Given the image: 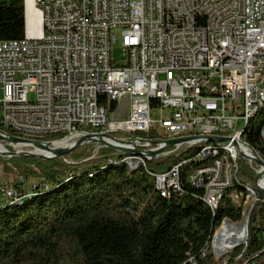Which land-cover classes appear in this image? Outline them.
<instances>
[{
  "label": "built area",
  "instance_id": "built-area-1",
  "mask_svg": "<svg viewBox=\"0 0 264 264\" xmlns=\"http://www.w3.org/2000/svg\"><path fill=\"white\" fill-rule=\"evenodd\" d=\"M31 1L40 14V37L0 39L2 127L19 138L55 145L92 133L134 137L153 131L159 146L190 139L154 158L181 155L177 162L215 152L216 142L205 137L222 138L226 141L217 143L230 147L239 167L244 162L240 172L260 170L242 152L239 125L264 95V0ZM166 10H174V17H166ZM115 47L118 59L111 58ZM51 136L59 138L43 141ZM119 138L151 150L149 140ZM114 159L131 162L135 170L148 164L125 154ZM174 169L175 163L149 173L168 199L182 194L171 184ZM187 175L200 191L203 181H210L209 196L198 201L212 213L228 173L217 164ZM19 179V185H0L1 206L25 195V180ZM44 187L40 183L32 191ZM233 194L235 203L243 202L244 196ZM262 202L257 194V206ZM233 222L226 217L212 229L205 254L217 264L247 252L249 226L243 241H233L227 237ZM187 262L195 263L194 257Z\"/></svg>",
  "mask_w": 264,
  "mask_h": 264
},
{
  "label": "trees",
  "instance_id": "trees-1",
  "mask_svg": "<svg viewBox=\"0 0 264 264\" xmlns=\"http://www.w3.org/2000/svg\"><path fill=\"white\" fill-rule=\"evenodd\" d=\"M24 4L25 0L0 2V39L25 37ZM115 106L110 104L112 111ZM263 112L264 104L247 123L243 139L264 162V126L250 127ZM0 131L19 137L1 125ZM113 136L158 139L153 131ZM93 149L89 145L55 161L0 155L5 176L47 184L19 203L0 205V264H217L205 254L212 229L224 224L226 217L234 219L227 231L242 221L243 202L235 203L233 193L245 196L243 186L253 189L255 173L239 169L233 186L222 193L211 213L198 201L202 192L184 179L189 167L183 171L182 194L168 199L156 189L149 173L168 170L181 155L156 158L145 168L131 170L114 159L122 154L99 147L92 158ZM248 226L247 252L228 264H241L246 257L253 264H264V202L254 203ZM188 256L195 263H188Z\"/></svg>",
  "mask_w": 264,
  "mask_h": 264
},
{
  "label": "water",
  "instance_id": "water-1",
  "mask_svg": "<svg viewBox=\"0 0 264 264\" xmlns=\"http://www.w3.org/2000/svg\"><path fill=\"white\" fill-rule=\"evenodd\" d=\"M194 139V138H191ZM190 139H180L163 142V146H159V142H149L151 150H141L143 146L137 145L134 141H128L115 137L110 134L92 133L85 134L70 143L67 146L55 145L54 143H43L36 140H27L19 137L8 136L0 131V155L7 158H31V159H43L48 161H55L60 159H66L73 152L82 149L89 145H98L103 148L113 150L117 153L138 156L151 162L156 156L164 152L166 149L172 148L179 143H184ZM205 140L212 142H224L225 139L205 137ZM138 143H143V140H137ZM7 147L13 148H30V150H18L10 152ZM241 153V152H240ZM251 161L256 164L260 170L256 173L252 186L255 192L264 199V162H262L255 155L251 156ZM244 166V162H241L239 169Z\"/></svg>",
  "mask_w": 264,
  "mask_h": 264
},
{
  "label": "bare ground",
  "instance_id": "bare-ground-1",
  "mask_svg": "<svg viewBox=\"0 0 264 264\" xmlns=\"http://www.w3.org/2000/svg\"><path fill=\"white\" fill-rule=\"evenodd\" d=\"M166 17H174V10H166ZM264 104V95H262V101L258 102L257 106H255L254 109H249L246 117L243 118V123L239 125V137L242 144V152L245 156V158L250 159L252 155H255L251 150V148L245 143L243 139V133L245 130V127L247 123L257 114V112L260 110L261 106ZM263 140H264V132H263ZM67 146V145H64ZM213 151L215 152H207V154H203V156L198 158H193L192 160H182V162H177L175 164V169L173 170L171 174V184L173 186H180L181 191V185L183 183L182 175L184 169H188L190 171L188 172H197V170H202L205 167V170H213V167L217 164L221 165V172H227L229 175V178L227 179V186H224V189H221L216 192V199L214 206L212 210H215L217 207L219 201L221 200L222 193L233 186L234 182L236 181V175L238 174L239 167L237 163L236 156L233 155L230 151V147L228 145H224L223 143H213ZM259 158V157H258ZM261 160V158H259ZM262 161V160H261ZM263 162V161H262ZM129 169L135 170L134 165L131 164L129 161L123 162ZM155 179V178H154ZM186 182L190 185H192L194 188L197 189L194 185V180H190L187 173L184 177ZM264 184V180L263 183ZM155 186L158 192L162 197H168V194L165 193V190L163 186L155 181ZM245 191V196L243 200V217L245 212L248 211V217L253 209L254 203L257 201L255 193L252 188L248 186H243ZM46 189V188H44ZM202 196H209L210 192V181H203V189H202ZM32 193L28 195H22L19 197V202H21L24 198L30 197ZM202 199V197H201ZM7 204H13V203H7ZM235 226V225H234ZM233 226V227H234ZM248 226V225H247ZM232 227V228H233ZM229 229L227 231V237H232L233 241H243V238L245 237L247 233V227L246 225L238 226V229L232 230Z\"/></svg>",
  "mask_w": 264,
  "mask_h": 264
},
{
  "label": "rangeland",
  "instance_id": "rangeland-1",
  "mask_svg": "<svg viewBox=\"0 0 264 264\" xmlns=\"http://www.w3.org/2000/svg\"><path fill=\"white\" fill-rule=\"evenodd\" d=\"M5 1L6 2H9L10 0H5ZM24 8H25V19H26V16H28V14H29L28 19L30 21V22H28V25L25 26V36L27 38H31V39L39 38L40 37V34H41L40 33V31H41V23L39 21V14L34 9L31 0H25ZM120 56H121V54H120V51L118 50V48L117 47L113 48V50L111 52V58L112 59H118V58H120ZM29 98L31 100H33L35 98L34 94H31ZM153 117L156 119L155 116H153ZM263 126H264V112L262 114H260L258 116V118H256L255 120H253L252 123L250 124V127L254 128L255 130L260 129ZM119 135H121V134H119ZM17 149H20V150H30V148H22V147L17 148ZM95 150H96V148L94 146L92 158H94L96 156V154H97L95 152ZM121 162L123 163L124 161L121 160ZM238 167H239V164H238ZM246 169H247V167L245 168V170ZM252 173H254V172H252ZM255 175H256V173H255ZM19 180L20 179H18V178H14V177H11V176H9V177L5 176L3 174V172H2V169L0 168V185H2V186H15V185H19ZM252 183H250V184H252ZM41 184H43V183L41 182ZM39 185H40V182L37 179L36 180H34V179L27 180V181H25L21 185L22 192H23V194L28 195V194H30V192H32L33 187H39ZM248 222H249V217H248V211H247V212H245L242 221L239 222L238 224H236L232 228V230L238 229V226L239 225L240 226L246 225V227H247ZM246 258L248 259L249 257H246ZM249 264H251V262H249Z\"/></svg>",
  "mask_w": 264,
  "mask_h": 264
},
{
  "label": "crops",
  "instance_id": "crops-1",
  "mask_svg": "<svg viewBox=\"0 0 264 264\" xmlns=\"http://www.w3.org/2000/svg\"><path fill=\"white\" fill-rule=\"evenodd\" d=\"M34 9H35V8H34ZM35 10H36V9H35ZM36 11H37V10H36ZM37 12H38V11H37ZM38 14H39V12H38ZM28 16H29V14H28ZM28 16H26V19H25V21H26L25 24H26V25H28V22H30L29 19H28ZM39 21H40V14H39ZM26 25H25V26H26ZM0 96H1V93H0Z\"/></svg>",
  "mask_w": 264,
  "mask_h": 264
}]
</instances>
